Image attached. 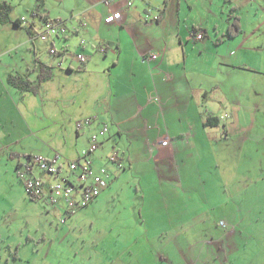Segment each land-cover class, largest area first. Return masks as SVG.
<instances>
[{
  "label": "crops",
  "instance_id": "1",
  "mask_svg": "<svg viewBox=\"0 0 264 264\" xmlns=\"http://www.w3.org/2000/svg\"><path fill=\"white\" fill-rule=\"evenodd\" d=\"M41 1L43 8H34L32 19L12 18L11 11V19L20 20L18 27L29 24L30 28L23 40L10 42L0 52V163L11 158L8 161L16 164L19 180L17 165L26 155L59 156L62 161L82 158L91 135L106 125L108 130L91 157L96 169L109 167L114 175L93 203L103 206L113 201L114 215L120 220L116 236L125 243L124 248L116 245L108 260L114 264H197L206 258L205 264H239L225 242L239 232L242 221L264 226V0H224L226 13L223 2L220 10H214V6L192 0ZM234 7L243 31L229 37L225 35L228 16ZM114 11H122V18L107 23L106 16ZM194 12L203 18L193 20L184 36L183 16ZM43 15L65 21V31L52 35L64 43L51 42L59 51L51 54L55 62L36 58L33 70L24 71L28 64L5 54L30 42L37 49L36 39L31 37L42 31ZM157 15L159 19L153 18ZM247 23L252 24L251 30ZM11 24L0 21V28L11 30ZM194 26L205 29L206 35L197 39ZM209 28H213L210 38L204 39ZM73 34L77 40L81 38L75 54L67 49ZM62 52V62L69 56L79 60L77 53L86 55L87 61L77 66L69 62L67 71L55 73ZM147 62L153 71L148 83L157 97L153 102L159 117L141 122L136 116L144 117L143 107L128 80L137 78V64L147 66ZM43 66L44 74L51 77L37 82ZM10 73L24 74L39 84L36 92H21L11 85L7 80ZM58 73H89L91 82L58 83L54 98L49 96L48 86ZM50 97L67 108L64 117L57 120L48 112ZM86 105L92 106L83 117L77 110ZM41 111L53 120L49 132L38 117ZM118 111L121 116L133 112L123 123ZM88 117L91 122L85 123ZM209 117H215L217 123L207 124ZM78 121H82L81 127ZM59 122L61 129L57 130L54 126ZM161 136L169 140L167 145L159 143ZM82 140L87 143L79 146ZM114 151L123 169L110 160ZM70 152L73 156L67 154ZM11 163L6 169L12 180ZM131 178L138 180L136 194L127 193V188L133 190ZM13 184V191L27 203L34 201L27 199L24 185ZM42 198L47 202L43 203L45 209L51 210L50 204L59 207L48 197ZM221 222L232 225L227 224L229 231L223 227V234L218 232ZM263 232H258L259 237ZM208 234L211 238H204L199 249L198 240ZM158 236L169 241L155 248ZM189 237H198L197 244L186 245L184 238L190 241ZM194 246L199 251H194Z\"/></svg>",
  "mask_w": 264,
  "mask_h": 264
},
{
  "label": "rangeland",
  "instance_id": "2",
  "mask_svg": "<svg viewBox=\"0 0 264 264\" xmlns=\"http://www.w3.org/2000/svg\"><path fill=\"white\" fill-rule=\"evenodd\" d=\"M8 1L12 5V18H15L14 16H25V18L28 17L29 19H32V11H35L34 8L38 10L43 8V2L41 0ZM192 1L194 3L202 2L204 5L207 4L208 7L214 6V10H220V4L223 2L222 6L224 7L225 13L227 11L224 5V0H216V3H214L213 0ZM154 11H158L157 7ZM183 17L185 18L184 21L182 20V24L184 25L183 35L185 36L186 33H189L192 24H194L193 20H201L203 15L199 12H194L192 15H185ZM211 21L212 19H210L209 22ZM247 24V29L251 30L252 24ZM11 25V30L5 26L3 30L0 28V52H3V50L7 48V44L10 42L19 39L23 40L27 36L26 30L30 28L29 24L24 26V28L18 27L14 23ZM211 31H213V28H209L210 33H208L207 37L204 39L210 38ZM72 36V43L67 49L70 53L75 54L80 47L79 44L81 38L77 40L76 34H73ZM212 36L216 38L215 35ZM51 37L47 40L37 38L35 40L37 49H34L33 42H30L20 45L19 49H16L18 46L13 48L10 53H6L5 55L7 57L16 55L19 58L20 64H28V66L23 68L24 71L27 69L33 70V66L37 63L35 61L36 58H39V60H41L40 62H55L50 53L52 47L51 42L54 39L58 46H61L64 42L63 40H59L57 36ZM68 58H66L64 62H61L58 58L57 67L54 69L55 73L56 71L61 70L67 71V64L69 62L73 63L74 66L81 63V61L79 62V60L74 59L72 56H69ZM95 58H97V56ZM149 62H147V66L137 64L138 66L135 68L137 70L135 73L137 78L131 79V81L130 79L128 80L133 91L138 92L137 96L140 98V104L143 107L142 114H144V117L136 116V114L133 115V117L136 116L141 122H143L144 119L154 120V117L156 119L159 117L157 113L158 107L155 106L153 102V98L154 100H157V97L154 96L148 83V78L152 76L153 72L148 64ZM59 75L56 76V79L53 82H50L51 84H49V86H51V88L48 86V94L54 98L55 94H58V83L72 82L79 85L81 82L89 85L91 82V76L89 73L84 75H78L77 73H63ZM155 75L158 77V69L155 70ZM157 81L161 84L160 79H157ZM115 105H118L117 101L115 102ZM48 106V112L54 119L58 120L59 118L64 117L67 113V108L62 107V102L59 101V104H57L56 100L51 97ZM91 106L86 105L85 108L82 106L77 112L84 117ZM132 112L133 111H129L128 114H125L126 116H124V114L121 116L118 111L119 118L121 116V121L123 120V123H125L132 115ZM43 113L44 112L41 111L38 117L44 123L45 131L49 132L53 128L49 127L50 124L53 123V120L52 118H46L45 113ZM166 113L167 115H170L171 112L167 111ZM54 128L57 130L61 129L60 122L56 124ZM154 128L156 129L155 125ZM86 143L87 140H82L79 146L86 145ZM36 145H40V142H36ZM67 154L73 156V152ZM8 159L11 158H7V160H3V162L0 163V264H114L113 261L108 260L113 251L112 249L116 245H120L121 248H124L125 243L123 245V240L118 238L119 236H116V229L120 224V220L116 219L114 215L116 207L112 204L113 201H111L110 204L106 203L103 206H95V203L97 202H92L86 206L79 207L76 209V213L73 216L68 218L66 222L62 223L60 219L62 212V216H64L62 208L64 205L63 202L57 204L59 207H54L50 204L49 206L51 207V210H47L45 209L47 204H43L47 203L43 200L44 198H37L34 200L35 202L31 201L29 204L17 191H13L14 181L20 183L22 186L24 184L17 180L15 173L16 164L11 163L12 161H8ZM10 163L13 166L14 172V179L12 180L11 173L6 169L10 166ZM128 171L131 172L130 170ZM130 184L133 186V190L127 188V193L130 194L132 192L136 194L134 189L135 185H138V180L131 178ZM26 197L30 200V197H28L27 194ZM124 200L122 201L124 202ZM37 203H40V205ZM240 223L241 225H239L238 229L239 232L230 236L228 242H225L229 251H232V257L235 259V262L239 264H264V232L260 237L258 235V232H261V230L264 229V226H262L263 228H260L259 224L256 222L247 224L245 221H242ZM219 224L218 232L220 234L224 233L223 227H225V230L227 231L230 230L227 225L229 222H221ZM229 225L232 227L231 224ZM204 229L206 228L204 227ZM189 238L190 241H187V239L184 238L186 245L189 243L194 245L197 244L198 237ZM204 238L209 239L211 238V235H203V237L198 240L199 249L205 241ZM146 239L147 238H142L144 241ZM161 239L164 242L161 241ZM168 241L169 239L167 237L163 238L162 236H158L157 238L155 237L153 243L157 244L155 247L157 248L158 244L161 245L162 243L164 245V243ZM184 243L185 242H183V245ZM199 249L194 246V251H199ZM209 253L210 252L207 254ZM125 255H123V257ZM133 255L134 257L131 259L134 263L136 255L135 253ZM211 257H213L212 254L209 259ZM131 259L128 258L127 260L132 261ZM205 261H207V259L203 258L197 264H205Z\"/></svg>",
  "mask_w": 264,
  "mask_h": 264
},
{
  "label": "built area",
  "instance_id": "3",
  "mask_svg": "<svg viewBox=\"0 0 264 264\" xmlns=\"http://www.w3.org/2000/svg\"><path fill=\"white\" fill-rule=\"evenodd\" d=\"M108 1V0H105ZM159 16L153 18L157 19ZM122 18V11L110 12L105 21L107 23L117 22ZM145 20H149L148 17ZM65 31V21L63 20H50L46 19L42 31L31 37V40L40 38L47 40L53 34ZM196 37L202 38L203 31L199 29L196 33ZM52 55H58V49L53 45L50 49ZM64 53H61L60 61L63 60ZM77 58L82 62L87 61V56L83 53H78ZM153 58L157 57V54L152 55ZM85 123H90L91 118H86ZM77 126H82V121L77 122ZM108 128L104 125L99 131L93 133L90 138V147L87 151H84L82 158L74 159L69 163V169L75 171L79 168L77 175V182L69 179L68 177L60 176L61 166L56 159H47L43 155L37 154L32 157H27L24 163L21 164L18 170L19 179L25 184L28 191L33 195L48 196L54 203L63 202L66 206V213L70 214L76 211L77 208L83 207L96 198L103 189L109 184V179L113 175V172L108 171L106 168L95 169L94 162L91 157V153L95 151L101 144L100 137L104 136ZM159 143L161 145H167L169 140L166 137H160ZM110 160L116 162L118 167H122V163L119 161L116 152H112ZM35 167L40 168L41 171H45L58 177L48 187L41 179V175L37 176ZM76 193H80V197L76 196Z\"/></svg>",
  "mask_w": 264,
  "mask_h": 264
},
{
  "label": "trees",
  "instance_id": "4",
  "mask_svg": "<svg viewBox=\"0 0 264 264\" xmlns=\"http://www.w3.org/2000/svg\"><path fill=\"white\" fill-rule=\"evenodd\" d=\"M236 9V7H234V8H232L231 9V12H230V14H229V20H230V23H229V25H228V27H227V31H226V36H229V37H235V36H237V35H239L242 31H243V26H242V24H241V21H240V16H238V15H236L235 13H234V10ZM11 11H12V5L7 1V0H3V1H0V21H3V22H7V21H12L15 25H17V26H20V20L19 19H16V20H12L11 19V16H10V13H11ZM35 12V11H34ZM43 18H45V20H46V16L45 15H43ZM157 19H159V17L157 18ZM199 29H202V31H203V37L206 35V31H205V29H203V28H201V27H198V26H194L193 27V30H192V32H193V34H194V36L196 37V33H197V31L199 30ZM37 34V33H36ZM34 36V35H33ZM202 37V38H203ZM197 39H201V38H198V37H196ZM221 36L218 38V39H220L221 40ZM43 68V71L41 72V75L39 76V79L37 80V82H42L43 81V79L45 80L47 77H51L50 76V74H44V66L42 67ZM7 80H8V82L11 84V85H13L14 87H16V88H18L21 92H25V91H32V92H36V90H37V88H38V85L39 84H35L34 83V81L32 80V79H30L28 76H26V75H24V74H20V73H10L9 75H8V78H7ZM207 124H215V123H217V119L214 117H209L208 118V120H207V122H206ZM115 152V151H114ZM116 154L118 155V152H116ZM33 155H37V154H30V155H26V158L28 157H32ZM41 155V154H40ZM25 156V155H24ZM44 156V155H43ZM45 158H47V159H56L57 160V162L60 164V166H61V170H60V176H64V177H68L69 179H71V180H73V181H75V182H77V175H78V173H79V168L77 169V170H75V171H72V170H70L69 169V163L71 162V161H73V160H66V161H62L60 158H59V156H53V157H46V156H44ZM93 160V159H92ZM93 162H94V160H93ZM22 163H24V162H22ZM22 163H20V164H18L17 165V175H18V170H19V168H20V166H21V164ZM116 163V162H115ZM122 163V162H121ZM122 165H123V163H122ZM94 167H95V165H94ZM116 167H117V169H123L124 168V165L120 168V167H118V165H117V163H116ZM103 168H106L108 171L110 170V171H112V169H110L109 167H103ZM95 169H96V167H95ZM35 170H36V173L38 174L37 176H39V175H41V179L45 182V185L48 187L52 182H54L58 177H56V176H54V175H51L50 173H48V172H43V171H41L40 170V168L38 169V167H37V169H36V167H35ZM114 175V174H113ZM19 178V177H18ZM20 180V179H19ZM21 181V180H20ZM22 182V181H21ZM23 183V182H22ZM24 184V183H23ZM110 184H108V186H109ZM24 186H25V184H24ZM107 186V187H108ZM106 187V188H107ZM25 188H26V192H27V194L29 193V197L31 198V199H33V200H36L37 198H42V197H48V196H41V195H33V194H31L29 191H28V189H27V187L25 186ZM105 188V189H106ZM104 190V189H103ZM102 190V191H103ZM101 191V192H102ZM100 195V194H99ZM98 195V196H99ZM76 196L77 197H80L81 195H80V193H76ZM97 196V197H98ZM97 197L96 198H94L90 203H92L94 200H96L97 199ZM49 198V197H48ZM50 199V198H49ZM51 200V199H50ZM51 202L52 203H54L52 200H51ZM90 203H88V204H90ZM54 204H59V203H54ZM87 204V205H88ZM86 206V205H85ZM63 210H64V213H65V216L64 217H62L61 219H60V221L62 222V223H64V222H66V218H67V216H70V215H72V214H74V213H76V211L75 212H73V213H70V214H67L66 213V206H65V204L63 205Z\"/></svg>",
  "mask_w": 264,
  "mask_h": 264
}]
</instances>
